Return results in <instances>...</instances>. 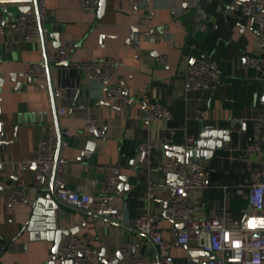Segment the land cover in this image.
<instances>
[{
    "label": "crops",
    "instance_id": "obj_1",
    "mask_svg": "<svg viewBox=\"0 0 264 264\" xmlns=\"http://www.w3.org/2000/svg\"><path fill=\"white\" fill-rule=\"evenodd\" d=\"M104 1L100 12L98 7L81 9L80 0H46V30L31 39L4 23L33 8L34 1H0V264H72L52 260L48 256L52 241L22 230L37 194L52 186L49 179L38 183L34 166L22 159L32 156L36 142L48 135L65 142L68 161L63 178L72 189L99 194L103 177L111 166L117 167L128 189H121L114 202L125 219L142 213L146 205L155 208L176 264H204L208 258L192 243L175 242L176 223L163 212L178 180L157 165L177 152L162 148L143 155L136 149L137 141L166 134L173 138L172 145H185L186 137L197 140L204 126L227 129V145L203 159L211 171L208 183L191 189L189 198L206 201L199 216L213 214L224 202L236 217L247 207L245 196L232 188L224 191L222 185L248 181L249 170L264 163V156L242 151L252 138L253 123L264 119V75L247 65L243 54H264V28L241 13L240 0L207 3L199 20L201 29L195 25L197 10L187 0H150L144 9H130L125 0ZM142 16L145 22L140 24ZM144 28L161 32L162 38L147 40ZM69 40L74 42L68 55L71 65L101 56L116 61L109 82L122 85L120 98L112 100L102 82L47 57L49 50ZM160 54H165V62L158 61ZM202 58H214L220 70L209 91L188 88L187 67ZM45 60L48 66L41 78L23 74L31 62ZM59 85L66 87L65 99L54 96ZM155 101L171 109L168 121L144 118ZM196 108L204 110L202 120L194 118ZM88 113L98 119L97 134L87 132ZM63 128L69 130L67 136ZM15 186L23 187L25 198L9 204L5 192ZM57 205L56 228L74 230L62 235L61 242L71 235L85 236L103 264H113L110 258L122 242H139L138 252L145 260L158 254L156 245L125 221L100 219L66 203ZM73 264H81L80 257H73Z\"/></svg>",
    "mask_w": 264,
    "mask_h": 264
},
{
    "label": "built area",
    "instance_id": "obj_2",
    "mask_svg": "<svg viewBox=\"0 0 264 264\" xmlns=\"http://www.w3.org/2000/svg\"><path fill=\"white\" fill-rule=\"evenodd\" d=\"M130 9L146 8L150 0H125ZM182 2L184 0H176ZM197 10L195 15L196 27L199 26L200 16L204 6L212 0H187ZM81 9L95 10L99 0H80ZM239 9L242 14L249 17L255 25L264 28V2L258 0H240ZM47 6L46 0H35L34 7L21 12L15 19L4 23L5 27L18 30L24 39L36 37L46 30ZM140 24L145 22L144 16L139 17ZM147 40L155 41L162 38L159 31L144 28L142 31ZM74 42L69 40L62 45L52 48L47 52V57L52 61L68 68L74 66L86 77L95 79L105 84V91L109 98L117 100L122 96L123 87L118 83H110L115 73L116 61L112 57L101 56L96 59L81 60L74 65L68 62V55ZM243 58L247 65L264 75V54L244 53ZM159 62H165V54L158 55ZM48 66V62H31L23 74L29 78H41ZM220 76L218 63L214 58H202L187 67L186 77L188 88L202 91L211 90ZM56 98L65 99L67 90L65 86H56L53 90ZM78 108H85L77 104ZM61 113L65 108L59 109ZM204 110L196 108L194 118L202 120ZM172 116L171 109L161 101L153 102L145 111V119H163L168 121ZM85 127L91 135L100 131L97 117L88 113L84 116ZM67 136L69 130L62 129ZM193 135L186 137L185 143L194 144ZM173 138L162 135L157 139H140L136 149L143 155H150L154 150L162 149L165 144H171ZM194 148V147H192ZM242 151L245 155L264 156V119L253 123L252 138ZM86 156L88 151H84ZM68 158L65 153V142H59L53 135L39 139L30 157L22 159V163L34 166V178L39 182L51 180L54 192L59 200L76 208L99 214L113 221H125L136 230L145 234L157 247L156 257L145 260L138 252L139 242H122L119 246L121 257L117 264H176L174 257L169 252V242L161 231L160 215L152 206H145V210L135 217L125 219L122 209L114 202L121 196L119 188V172L116 166H111L110 171L101 181L102 189L99 194L72 189L66 185L63 178L64 166ZM157 169L165 174H173L178 183L172 185V193L163 209L164 214L173 222L183 225L175 230V242L179 245L192 243L208 254L204 264H264V163L249 170L248 181L236 185H222L224 191L232 188L237 195L245 196L247 207L243 209L240 217L234 216L226 202L209 216H199L198 212L206 207V201L200 199L191 202L189 192L193 188H202L208 183L211 171L202 159H185L178 161L170 158L160 162ZM151 197V193H148ZM24 189L15 186L5 192V199L9 204L23 201ZM80 256L81 264H103L95 255L92 245L82 235H71L57 246L56 251L49 252L48 256L67 258ZM112 256L110 259H113Z\"/></svg>",
    "mask_w": 264,
    "mask_h": 264
},
{
    "label": "water",
    "instance_id": "obj_3",
    "mask_svg": "<svg viewBox=\"0 0 264 264\" xmlns=\"http://www.w3.org/2000/svg\"><path fill=\"white\" fill-rule=\"evenodd\" d=\"M0 1L4 2V1H18V0H0ZM32 1L35 2V0ZM104 4H105L104 0H99L98 9L100 12L103 11ZM229 139L230 136L228 134L227 129L214 128L213 126L207 125L204 126V128L201 130L194 144L192 145L165 144L163 148L165 150H169V149L175 150L177 153L172 154L170 158H175L178 161L184 160L185 155L190 157L191 159L203 160V159H208L213 153L214 149L226 146ZM119 179H120L119 188L125 190L128 189V184L122 182L124 181V177L120 176ZM59 203L65 204L64 202L58 199L52 186L48 189L47 193L37 194V196L35 197V199L31 204V208L27 220L22 226V230L27 229L31 237L47 239L52 241L53 244L49 252H53V253L56 251L57 246L60 244L62 240V235H68L74 233V230H72V228L69 230L63 228H56L55 209L57 208L58 206L57 204ZM83 211L93 216H96L100 219H107L113 221L99 214L91 213L86 210ZM182 225L183 224L181 222L176 223L177 227H181ZM77 256L80 257L79 255ZM120 257H121L120 251L117 250V252L114 254V258L109 263L115 264ZM50 258L53 260L56 258V256H51ZM61 261L65 263L67 262L73 264V257L62 258Z\"/></svg>",
    "mask_w": 264,
    "mask_h": 264
}]
</instances>
